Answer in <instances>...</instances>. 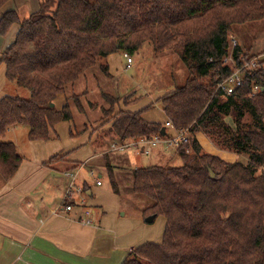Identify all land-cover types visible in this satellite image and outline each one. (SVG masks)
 <instances>
[{"label":"trees","instance_id":"obj_1","mask_svg":"<svg viewBox=\"0 0 264 264\" xmlns=\"http://www.w3.org/2000/svg\"><path fill=\"white\" fill-rule=\"evenodd\" d=\"M8 1L0 0V9ZM263 19L264 0H40V9L26 18L5 12L0 36L13 24L20 30L0 64L8 82L29 96L0 100V180L8 182L24 160L16 144L6 141L9 130L26 125L29 141H50L56 125L73 120V109L84 114L85 94L68 90L101 60L118 53L134 56L146 43L157 52L175 48L189 71L185 85L140 112L123 110L111 119L110 134L119 143L187 135L176 150L182 166L131 172L132 192L150 201L143 217H163L166 227L161 244L139 246L123 264H264V58L237 94L215 89L232 74L222 60L233 26ZM242 55L248 61L254 57L238 45L239 64ZM256 86L259 92L252 97ZM61 95L65 104L59 109ZM109 100L105 119L119 103ZM158 105L172 128L144 119L143 113ZM201 134L247 163L203 151ZM59 160L56 156L47 165ZM106 160L112 189L119 194Z\"/></svg>","mask_w":264,"mask_h":264},{"label":"crops","instance_id":"obj_2","mask_svg":"<svg viewBox=\"0 0 264 264\" xmlns=\"http://www.w3.org/2000/svg\"><path fill=\"white\" fill-rule=\"evenodd\" d=\"M39 9L40 0H10L0 9V19L7 11H16L26 18ZM19 30L20 26L13 24L5 36H0V58ZM107 59L111 67L116 55ZM20 90L8 82L6 66L0 64V100L9 94L29 96V91L24 89L26 92L20 94ZM62 96L56 100L59 109L65 104ZM132 107L131 104L128 110H123L130 112ZM150 111L144 112L143 117ZM148 122L166 124L167 117L161 111L160 116ZM76 125L73 121L59 123L50 141H29L28 131H17L18 125L9 130L24 160L8 182L0 180V264H123L139 246L162 243L166 219L158 217L147 223L144 209L131 213L122 204L121 190L114 193L107 169L108 157L120 185L121 178H129V173L125 175L123 170L146 167L141 160L151 152L146 155L135 150L113 155L110 147L116 140L110 143L108 152L96 145L97 135H91L90 131L78 134ZM198 140L209 153L222 159L227 153L211 143L210 149L206 148L204 141L208 140L204 135H199ZM151 151L157 159L163 153L160 146ZM56 156L60 160L48 166ZM67 173L73 178L67 177ZM70 186L84 192L75 195L76 208L66 213L62 209ZM82 198L85 204H80ZM79 204L81 208H77ZM86 211L92 213L90 225L84 223Z\"/></svg>","mask_w":264,"mask_h":264},{"label":"rangeland","instance_id":"obj_3","mask_svg":"<svg viewBox=\"0 0 264 264\" xmlns=\"http://www.w3.org/2000/svg\"><path fill=\"white\" fill-rule=\"evenodd\" d=\"M229 38L236 39L240 47L250 54L251 57L254 56L253 58L259 59L264 58V19L245 25L233 26ZM115 55L116 61L111 67L108 63V59L101 60L98 65L88 71L73 88L68 90L70 95L73 93L76 95L85 94L83 109L86 113L84 112V114H81L78 110L73 109L72 121L78 123V125H76V131H84L83 133L90 131L89 133L91 135H97L96 145L100 144L103 150L108 152L109 145L112 142L111 140H116L112 133L110 134V127L112 126L111 119L120 111H123V109L128 110L131 104L127 105L125 100L130 99L132 102L133 111L129 110L130 112H140L152 104H156L157 99L165 93L170 92L176 87L184 86L189 78V71L179 58V53L175 48L157 52L154 50L151 43H146L138 54L134 56L129 55L133 60L130 66L123 53ZM25 92L24 89H21L19 93L23 94ZM9 96L13 97L15 95L9 94ZM109 99H115L116 102L119 103L118 106L116 105L113 109V116L105 119L107 116H104V108H111ZM161 111H163V109L159 105L157 107L155 106L148 114L144 115V118L148 121H153L156 117L160 116ZM17 127V131H23L24 133L23 129H25L29 133L28 127L21 125ZM207 140L208 143L206 141H204V143L206 144V148H209V143H213L208 138ZM6 141H15L13 135L8 133ZM161 147L163 153L159 155L158 159L155 155L151 154V148L150 155L142 157V164L146 166L168 165L175 167L183 165V160L176 152L178 146L166 148L160 146V148ZM211 149L213 148L211 147ZM202 150L208 153L210 152L208 149H205V147H202ZM227 153L222 155L223 159H225L224 161L230 163L236 161L247 163L246 157H239L231 152ZM111 154L115 155L114 153ZM87 170L89 169L87 168ZM123 171L125 175L129 173V178H121L120 185L118 184L119 190H121L122 204L124 207L126 206L131 209V213H139L146 206L150 205V201L132 192V170Z\"/></svg>","mask_w":264,"mask_h":264},{"label":"built area","instance_id":"obj_4","mask_svg":"<svg viewBox=\"0 0 264 264\" xmlns=\"http://www.w3.org/2000/svg\"><path fill=\"white\" fill-rule=\"evenodd\" d=\"M229 42V52L228 54L223 58L222 63L224 66L229 67L232 70V74L224 78L223 80L219 81L215 85L216 92H222L226 96H231L237 94V92L244 87L246 77L248 74H253L258 69V62L259 58H253L251 60H247L245 56L240 57V64L237 62L235 58V48L239 45L238 41L236 39L232 38L228 40ZM124 57L130 66L132 64L133 60L128 54H124ZM259 92V87H254V92L252 94V97L255 96ZM166 126L168 128H172L173 126L170 123H167ZM187 139L186 132H178L175 136L172 137H166L161 138L159 136L154 137L152 140H134L126 143H113L111 145L110 151L112 153H124L129 151H135L138 150L139 152H142L146 155L150 153L151 148H156L159 146L166 147H172V146H179L183 141ZM67 177L73 176L70 173L66 174ZM98 185H101V182L97 183ZM82 188H77L74 186H70L65 198L64 202H66L63 206V211L68 213L73 211L75 209L76 205L74 203V198L76 194L83 193ZM80 204H85V200L82 198L80 199ZM80 204L77 206V208H81ZM86 218L84 220V223L87 225H90L93 223L92 221V213L91 211H86L85 213Z\"/></svg>","mask_w":264,"mask_h":264},{"label":"water","instance_id":"obj_5","mask_svg":"<svg viewBox=\"0 0 264 264\" xmlns=\"http://www.w3.org/2000/svg\"><path fill=\"white\" fill-rule=\"evenodd\" d=\"M165 134H166V130H165V128H163L162 129V135L165 136ZM212 177H214V174H212ZM155 218H156L155 216L148 217L146 219V222L147 223H152L155 220Z\"/></svg>","mask_w":264,"mask_h":264}]
</instances>
